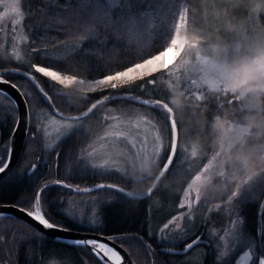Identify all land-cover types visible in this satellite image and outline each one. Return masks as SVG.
Wrapping results in <instances>:
<instances>
[{
    "label": "trees",
    "instance_id": "obj_1",
    "mask_svg": "<svg viewBox=\"0 0 264 264\" xmlns=\"http://www.w3.org/2000/svg\"><path fill=\"white\" fill-rule=\"evenodd\" d=\"M152 2L155 7L165 11L170 7L163 0H152ZM201 3L202 0H188V6L195 13L196 21L201 20ZM126 4L131 6L130 11ZM22 8L24 19L21 20V28L24 35L28 37L27 43L22 44L20 54L24 59L15 61L10 54L3 56L0 52L1 72L5 69L17 68L27 71L26 63L41 62V57L32 52V48L47 49L48 52L52 48H63L57 56L66 59L67 63L61 64L60 67L71 70L73 74L82 73L85 76H89L93 70H96L99 75L109 55L122 60L125 58L126 51L135 48V44H128L129 35L124 25L133 19L139 22L140 14L144 12L143 0H120L119 6L114 7L113 10H102L98 13V19L102 21V24L93 30V34H96L98 39H89L81 45L79 50H74L73 41L80 33L76 31V26L69 17L79 15L80 0H23ZM240 14L246 15L247 13ZM147 25L148 21H144L145 28ZM212 27L210 24L209 28ZM262 28H264V13L246 21L241 34L253 35ZM142 40H149L153 45L162 42L159 32L149 35L145 31ZM113 48L115 52L110 53L109 50ZM98 57L104 59H98ZM47 59L55 63V57L47 56ZM5 78L17 85L26 100L29 127L24 140L21 165L17 169L20 170L19 177L13 181L6 178L0 186V200L3 202L15 198L16 204L31 209L32 205L26 203L25 198L31 199L36 187L42 184H53L57 179L75 187L92 185L106 179H110V182L120 187L124 186L123 184L130 181L126 172L112 169L104 174L101 172L98 174L97 169L89 166L88 157L85 154V147L90 143H96L100 138L98 136L111 121L107 117L111 114H119L121 109L147 116L156 125L165 144V150L159 158L160 165L168 154L170 131L166 116L154 107L130 101L125 104L122 102L124 100L118 101L112 112L108 108L94 111L80 122L82 127L78 130L73 129L70 134L62 135L51 147H46L38 118L45 113L54 115L53 108L64 112L61 96L56 92V89H60L59 86L54 83L50 84L46 78L38 76L41 87L48 96L52 97L50 104L24 75L10 72L5 75ZM150 93L149 95L137 90L132 94L150 100L168 99L169 97V92L162 94L160 88L150 89ZM16 117L14 103L0 92V131L5 144L13 130ZM177 121L178 126L187 132L188 136L189 128L179 118ZM178 155L179 148L173 164L176 163ZM33 164L36 168L30 174H26L27 167ZM46 193V196L42 197V211L51 222L73 230L128 237V239L116 242L126 249L132 258V264H164V258L160 252L151 249V244L142 238L141 230L146 229L148 219V211L143 208V200L125 197L117 190L109 188L100 189L99 192H73L59 186H52L46 190ZM16 195L18 196L15 197ZM84 195L91 196L88 199L81 198ZM69 212L84 218V222L69 216L67 214ZM93 212L98 217L96 226L87 223L88 217ZM133 231L137 234H131ZM115 232L119 234L112 235ZM0 237L3 238L0 241L1 264H42L48 256L53 255L61 259L66 258L72 264H85V262L86 264H99L98 259L86 248L53 241L16 217L0 216ZM60 254L62 256H59Z\"/></svg>",
    "mask_w": 264,
    "mask_h": 264
},
{
    "label": "snow or ice",
    "instance_id": "obj_2",
    "mask_svg": "<svg viewBox=\"0 0 264 264\" xmlns=\"http://www.w3.org/2000/svg\"><path fill=\"white\" fill-rule=\"evenodd\" d=\"M81 9L79 10V15L69 17L70 21L76 26V31L80 33L77 39L73 41L72 47L74 50H79L81 45L88 41L89 39L97 40L98 36L93 34V30L102 24V21L98 19V13L102 10L111 11L114 7L119 6L120 0H80ZM164 3L169 4L170 7L167 11L162 8L155 7L152 0H143L144 12L140 14V21L137 22L136 19L129 21L124 25L125 30L128 32L129 40L128 44H135V48L126 51L124 59H117L113 55L107 57V62L104 64L103 68L100 69V74H97L96 70H93L89 76H85L82 73H75L71 70H65L60 67L61 64H66L67 60L62 59L55 53H49L47 49L32 48L31 51L35 52L41 57V62H30L26 63L27 71L23 72L24 75L44 96V98L51 104L52 97L48 96L47 92L44 91L43 87L40 85L39 77L46 78L50 84H55L59 86L62 94L66 97V102L72 106H79L80 103L72 102L69 99L71 89H79L84 97V108L82 116H72L67 118V122L63 124V129L66 133H72L73 129L82 127L80 123L84 118L90 116L94 111L100 109L107 103L116 102L119 100L136 102L143 106H150L158 109L163 115L166 116L168 121V128L170 131V141L167 146V156L165 162L163 163V171L168 172L170 167L173 165L174 157L177 154L178 143L182 139V129L178 126V121L173 111V106L169 97L172 94V89L180 84L179 77H176L175 82L165 81L164 77L175 76L176 72L181 68L185 70H195L203 74L204 68L210 65L213 68L217 66L210 60L211 50L206 49L203 54H198L194 59L183 58V52L186 48L188 41L187 36L182 33V29H187L189 24H195V13L192 12L188 6V0H163ZM23 0H0V21H3L5 17L10 14L17 17L10 21V24L15 28L19 25L21 20L24 19V11L22 8ZM126 6L129 8L130 5ZM170 17V19H169ZM171 20V24L169 21ZM144 21H148L147 28L144 26ZM147 31L149 35L154 32H159L161 35V43L156 45L151 44L149 40H142V37ZM28 37L25 36L22 43H27ZM104 43L103 41H99ZM110 53H114L115 49L109 50ZM11 55L15 61H22V56L16 51L15 48L12 49ZM47 56L55 57V63L48 61ZM98 59H104L103 57H98ZM10 72L19 73L20 69H5L0 72V83L9 84L10 81L5 79V75ZM202 83L208 85V95L211 89L215 86L216 81L209 80L202 75ZM192 85H196L197 81L192 80ZM160 84H165L169 90L168 99H142L140 96L132 94L134 91H140L146 94H151L150 89L156 90L157 86ZM13 88L17 85L13 84ZM191 95V88L187 89ZM92 94H96V98L93 99ZM207 95L200 91H197L191 97L197 101H203ZM109 120L114 121L111 124L113 129L109 135L112 142L122 143L125 140H129L133 147H136V142L134 139L129 137L127 131L121 130L123 126L131 125L135 128H140L142 126H151L153 129V145L151 152H144L143 154H150L155 159L161 157L162 152L165 150V144L162 139L160 131L156 128V125L147 117L140 115L138 112H127L124 109L120 110V113L107 117ZM19 127V121H15L13 124L14 130ZM39 130V129H38ZM187 137V132L183 133V138ZM147 139V138H145ZM91 150H88V149ZM95 148L91 145L85 149V154L87 157H92L95 153ZM183 153V148L180 149ZM143 151V147L141 149ZM141 151L137 154L141 155ZM57 155H59L57 153ZM200 159L201 157H196ZM215 157L208 160L206 164H203L199 169H207L212 166ZM11 163V148L4 146L0 148V173H5L9 168ZM109 162L103 161L102 164L93 165V167L104 168ZM31 168L34 170L36 165L33 164ZM198 170V171H199ZM195 174V173H194ZM259 182L264 185V175H260ZM199 179V176L196 177ZM252 182L253 180L247 182L245 189V198H251L254 194L252 193ZM52 186H59L64 189H68L73 192H91L93 189L79 187L74 188L73 185L66 183L63 180H55L53 184H42L36 187L33 192L31 199L25 198L26 203L32 205L31 209L23 208L27 216L32 217L35 221L39 222L45 229H58L61 231H66V229L59 228L58 224L51 222L49 218H46V214L42 211V197L46 196V190ZM96 189H114L115 185H105L98 184L95 186ZM118 191L125 197H131L130 192H125L123 188H119ZM153 190H149V196ZM193 192L191 185H187V190L184 192L185 199L180 203L179 207L183 208L186 204L189 210L192 208V200L190 199V193ZM241 190H233L228 197L231 201L236 197H241ZM139 198V197H138ZM201 200V196L195 193V201L198 203ZM219 207V206H217ZM74 219L84 222V218L78 217L73 213H67ZM183 213L180 216H173L166 223L162 225L160 231L168 230L170 225H174L176 229H180V223L178 220L183 218ZM87 223L92 226L98 224V217L96 213H92L88 217ZM0 237V241H2ZM128 239V237L123 236H107L103 240L101 239H75L70 241L71 244L81 245L85 247H90L94 256L98 259L99 264H125V257L121 255V252L117 250L116 247L110 246L109 242H115L117 240ZM199 240H192L186 245L185 251L191 249ZM234 240L241 244L248 245L250 248L253 246L252 242L249 241L242 231H238ZM109 241V242H104ZM227 252H223L221 256H227ZM253 254L249 250L242 255L238 261V264H247L248 261L252 260ZM131 258L129 257V261ZM86 264V262H85ZM258 264H264V255L258 257Z\"/></svg>",
    "mask_w": 264,
    "mask_h": 264
},
{
    "label": "clouds",
    "instance_id": "obj_3",
    "mask_svg": "<svg viewBox=\"0 0 264 264\" xmlns=\"http://www.w3.org/2000/svg\"><path fill=\"white\" fill-rule=\"evenodd\" d=\"M201 9V20L182 29L188 41L182 55L194 59L210 49L217 67L205 66L203 75L216 84L203 101L193 99L181 84L169 99L176 118L190 130L180 143L187 156L215 157L211 167L196 171L187 183L212 199L264 174V28L246 41L238 39L244 23L264 13V0H202ZM69 92L72 102H84L79 89ZM111 131L110 125L104 136ZM99 155L126 172L134 199L181 179L164 172L150 154L138 155L120 143L100 145Z\"/></svg>",
    "mask_w": 264,
    "mask_h": 264
},
{
    "label": "flooded vegetation",
    "instance_id": "obj_4",
    "mask_svg": "<svg viewBox=\"0 0 264 264\" xmlns=\"http://www.w3.org/2000/svg\"><path fill=\"white\" fill-rule=\"evenodd\" d=\"M62 91L63 90L61 89H56L57 94ZM60 96H61V102H63L64 112L56 108H53V112L54 110H57L58 112L62 113V115L60 116L54 112V115L67 119L68 116L70 115L83 114V112L85 111L83 103H80L79 106H72L68 102H66V97L64 95L60 94ZM92 97L93 99L96 98V94H92ZM119 101H122V100H119ZM117 102L118 101L107 103L104 106H102L100 109L108 108V110L112 112L115 109ZM122 102H124L125 104L127 103V101H122ZM113 113H115V111ZM113 115H116V114H111L109 117ZM111 122L113 121H109V124ZM109 124L107 125L106 129L109 128L110 126ZM28 127H29V123H28ZM106 129L104 131H106ZM66 134L67 133H64V135ZM103 134L104 132H102L98 137L103 136ZM9 139H10V136H9ZM9 139H8V142L5 144L3 137L1 136V131H0V148H3L4 146H9ZM97 143H99V146L103 144L100 141V139H98L96 143L94 142L90 143L85 148H88L89 145H91L92 148H96ZM23 150H24V145H23L22 151L19 155V158L15 166L7 173L5 177H3L0 180V186L3 184L6 178L12 181L18 179L20 170H17V169L21 165V156H22ZM88 150H91V149L89 148ZM207 157L208 156L201 157L198 167L196 168L193 167V169L191 168L192 170H190L188 177L183 181L181 185V189L177 190V192H173V195H171L173 197V202H172L173 205L172 203H170L172 205V210L168 212L167 214H165L157 222L153 223V225L150 224V220L148 216L146 229L141 230L142 238H144L151 244V249H154L155 251L160 252L162 257L164 258L163 259L164 264H238L240 257L249 250L252 251L253 258L252 260L248 261L247 264H258V257L260 255H264V190H262V187L264 185L260 184L259 177H256L255 183H253L254 185L252 184L253 186L252 193L254 195L251 198H245L244 196L245 191H244V192H241L242 193L241 197H236L230 201L228 197L230 196L231 192H229L222 196L212 198V199L204 197L197 203L195 201V192L193 191L190 193V199L192 200L191 210H189V207L187 204L183 208L179 207L180 203L185 199L183 194L187 190L188 180L191 179L192 175L196 171H198L202 167L203 164H206L208 162L209 159H207ZM162 164L163 162L161 163V165ZM32 170L33 169L30 166L27 167L26 174H30ZM110 170L112 169H109L108 171ZM97 171H98V174L99 172L103 174L107 172V171H101L99 169H97ZM168 173L169 171L167 172V174ZM97 184H105V185L112 184V185L118 186L116 185V183L110 182V179H106L104 181H100L98 183L88 185V186H82L79 188H90L91 186H94ZM123 185L124 186H121V187L119 185L118 187L123 188L124 190L130 192L131 187H132V181L131 180L127 181V183ZM73 187L76 188L75 186ZM114 189L118 191L117 188H114ZM99 191L100 189H94L91 192H99ZM161 191H162V187L154 190L153 193L146 198H141V199L135 198V199L143 200L144 202L143 208L150 213L152 208H163L164 207L165 202L167 201V198L165 197L166 200L164 201L163 199H159V200L157 199L159 192L161 193ZM18 195H16L15 197H17ZM14 199L9 200V201H4V202L0 200V203H11L13 205L24 208L23 206L16 204L14 202ZM153 200H155V203L151 205ZM218 203H221L219 206L220 209H224V220L213 222L210 220L209 216H207L206 212H209V214H212L214 212L212 210L213 207L216 206V204ZM193 208L194 209L199 208L203 216L205 214V217H208L209 219L203 217L204 219L202 218L200 221H197L193 223L192 225H189V222H190L189 214L190 212H193L194 210ZM181 213H183L184 215L182 219L178 220V222L181 225V228L177 229L179 238L174 242L164 241L161 238V235L159 236L158 234H156V229L158 228L157 232L160 233V228H162V225L166 223L169 220V218H172L173 216H180ZM234 222H236L235 224H237L240 229L242 228L243 233L245 234L246 238L252 242L253 246L251 248L245 244L239 245V242L235 241L234 237L228 236V230L230 229L228 227L231 226ZM135 233L137 234V232L133 231L131 234H135ZM117 234L119 233L118 232L112 233V235H117ZM197 237H199L198 242L185 253H172L170 251L168 252V251L162 250V247H168L171 250L183 249L189 242H191L194 239H197ZM221 239L222 241L224 240V244L225 242H227L228 244L233 245V247H231L232 245L230 246L232 249L224 251L228 253L227 256H222V257L219 256L218 246L221 243Z\"/></svg>",
    "mask_w": 264,
    "mask_h": 264
},
{
    "label": "rangeland",
    "instance_id": "obj_5",
    "mask_svg": "<svg viewBox=\"0 0 264 264\" xmlns=\"http://www.w3.org/2000/svg\"><path fill=\"white\" fill-rule=\"evenodd\" d=\"M16 18L17 17L10 14L8 17H5L3 21H0V52L3 53L2 54L3 56H6V54L11 55L13 48H15L16 51L19 54H21L22 44H23L22 41L25 37V35L22 31V28H21V22L19 25H16L15 28H13V26L10 24V21L13 19H16ZM251 36L252 35H249L246 33L240 34L238 39L246 41ZM61 49H63V48H52V49H49V53H55L56 55H59L61 53ZM11 57H13V56L11 55ZM22 58L24 59V57H22ZM202 75L203 74L198 72V71L191 70V69L185 70V69L181 68L180 70H178L176 72L175 76H167L166 75L164 77V80L170 81V82H175L176 77H179L180 84L184 88H186V89L191 88V90H192L191 95H194L197 91H200L203 94L207 95L208 85L202 83V79H201ZM192 80H196L197 84L192 85V83H191ZM157 88L161 89L162 94H165L164 92H167V93L169 92V90L167 89L165 84H160L157 86ZM38 120L40 121L39 124L41 126V131H42V135H43L44 143H45L46 147H51V145L58 138H60L62 135H64V133H66L62 126L64 123L67 122V119L58 117V116L53 115V114L45 113V114L40 115ZM112 123H114V121L111 122L109 125H111ZM121 130L128 132L129 137L131 139L135 140L136 147H133L129 140H125L121 144L128 147L134 153L141 151V149L143 147V151H141V155H143L144 152H149V153L151 152L152 145H153V131H155V129H153L151 126H142L140 128H135V127H132L131 125H127V126H123ZM103 132H105V131H103ZM183 133H184V130H183ZM145 138H147V139H145ZM99 139L103 144L113 143L109 138L104 136V134H103V136H100ZM183 139L184 138L182 137L181 141ZM181 141H180V143H181ZM178 148H179V155L177 156L176 163H174L170 167L168 175L169 176L176 175V176L181 177V179L179 180L178 183L174 184L171 188H163L162 187V191H161V193L159 192L157 199L158 200L163 199V201H164L167 198V201L165 202V205L163 208H152L150 213L148 212V216H149V220H150L151 225H153V223L157 222L160 218H162L165 214H167L168 212H170L172 210L173 197L171 195H173V192H177V190L181 189V185H182L183 181L188 177L190 170H192L193 167H195V168L198 167V164L201 160V158L200 159L189 158L185 152L182 153L180 150L181 149L180 144H179ZM95 149H97V151L94 153V155L90 158L88 157V164L92 169H95V170L99 169L101 171H108L109 169H115L118 171L125 172L121 169V167H119L118 165H115L111 162H109L108 165H106L104 168L93 167V165H99V164L103 163V157H101L99 155V151H100L99 143H97V146ZM207 159H210V156H208ZM159 160L160 159H158V161ZM262 175H264V174H262ZM253 183H255V179L253 180L252 184ZM246 187H247V185H245L244 188L241 189V192H244ZM184 188H185V186H184ZM263 188H264V186L262 187V190H264ZM252 189H253V186H252ZM254 191H255V189H254ZM90 196L91 195H84V196H81V198L88 199V198H90ZM98 196H99V194H98ZM202 198H204V197H201V199ZM154 203H155V200L152 201L151 205H153ZM170 203H172V205ZM220 204L221 203H218V204H216V206L213 207L212 210L214 212L212 214H209V212H206L207 216H209L210 220L213 222L224 220V209H220V207H217V206H220ZM161 205H160V207H161ZM200 211L201 210L199 208H196L193 210V212H190V214H189L190 215L189 225H192L193 223L200 221L203 217L208 218V217H205V214L203 216V214ZM169 219H171V218H169ZM177 223H179V222L177 221ZM235 223L236 222H234L231 226L228 227V228H230L228 230V236H230V237H234L238 231L243 232L242 228L240 229L238 227V225ZM157 231H158V228L156 229V234H158L159 236L161 235V238L167 242H174L179 238V234L177 233L178 230L174 227V225H170V228L168 230L160 231L161 234ZM231 245L232 244H228L227 242H225V244H224V240L222 241V239H221V243L218 246L219 247V250H218L219 256L222 257L220 255L221 253H223L224 251L232 249L231 247H233V245L232 246ZM239 245H242V244L239 243ZM59 256H62V255L60 254ZM42 264H72V263H70L68 261V259H66V258L61 259V258H57L56 256L53 255V256H48L47 259Z\"/></svg>",
    "mask_w": 264,
    "mask_h": 264
},
{
    "label": "water",
    "instance_id": "obj_6",
    "mask_svg": "<svg viewBox=\"0 0 264 264\" xmlns=\"http://www.w3.org/2000/svg\"><path fill=\"white\" fill-rule=\"evenodd\" d=\"M23 72L25 71L20 69L19 73L22 74ZM12 85H13L12 82H10L9 84L0 83V92L8 96L14 103V106L17 112L16 121L17 120L19 121V127L16 130H14L13 128L11 132L10 139H9V146H8L11 148V163L5 173H0V180L3 177H5L7 173L15 166L19 158V155L22 151V148L24 145V139H25L27 127H28V106H27L26 100L23 94L21 93V91L18 89V87L13 88ZM54 112L60 116L62 115V113L58 112L57 110H54ZM72 116H82V114L70 115L68 117H72ZM164 162L165 160L163 161V163ZM162 167H163V164L161 165V168ZM95 186L96 185L91 186L90 188L94 190L96 189ZM116 188L119 189L120 187L116 186ZM80 189H84V188H80ZM125 192H128V191L125 190ZM148 196H145L142 198H146ZM137 199H141V198H137ZM21 209L23 208L20 206L13 205L11 203H0V216L8 215V216L19 218L20 220L32 226L36 231L40 232L41 234L47 236L48 238L56 242L70 243V241L75 240V239H101L103 240L105 237L110 236L106 233H98L94 231L73 230L68 227H63L60 225H58L59 228L66 229V231H61L58 229H50V230L45 229L42 225L39 224V222L35 221L32 217L27 216V214ZM104 242H109V241H104ZM109 243H110V246L116 247L117 250L121 252V255L125 257V264H132V258L130 257V255L128 254V252L126 251L124 247H122L116 241L109 242ZM85 248L88 249L92 255H94L90 247H85ZM185 248L186 246L183 249L171 250L168 247H162V250L168 251V252L170 251L172 253H185L189 250L188 249L187 251H185ZM129 257L131 258L130 261H129Z\"/></svg>",
    "mask_w": 264,
    "mask_h": 264
}]
</instances>
